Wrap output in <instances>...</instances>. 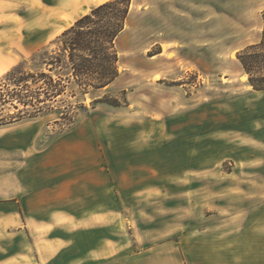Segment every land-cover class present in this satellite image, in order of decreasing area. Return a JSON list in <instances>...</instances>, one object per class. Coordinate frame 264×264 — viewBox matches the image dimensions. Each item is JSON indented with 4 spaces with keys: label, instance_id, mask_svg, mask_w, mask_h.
Here are the masks:
<instances>
[{
    "label": "rangeland",
    "instance_id": "1",
    "mask_svg": "<svg viewBox=\"0 0 264 264\" xmlns=\"http://www.w3.org/2000/svg\"><path fill=\"white\" fill-rule=\"evenodd\" d=\"M101 1L0 0L2 94L13 65L32 67L35 51L54 48ZM263 10L264 0H131L116 41L120 75L96 93L121 105L92 107L88 96L67 126L53 112L1 123L17 110L0 102V132L20 121L39 131V147L88 141L81 153L103 183V213H122L125 252L179 241L197 218L226 224L264 207V90L252 89L236 57L259 40Z\"/></svg>",
    "mask_w": 264,
    "mask_h": 264
},
{
    "label": "crops",
    "instance_id": "2",
    "mask_svg": "<svg viewBox=\"0 0 264 264\" xmlns=\"http://www.w3.org/2000/svg\"><path fill=\"white\" fill-rule=\"evenodd\" d=\"M38 134L20 121L0 132V264H264L262 206L226 224L197 218L179 241L125 252L122 213H103V183L81 153L90 143L63 136L39 147Z\"/></svg>",
    "mask_w": 264,
    "mask_h": 264
},
{
    "label": "trees",
    "instance_id": "3",
    "mask_svg": "<svg viewBox=\"0 0 264 264\" xmlns=\"http://www.w3.org/2000/svg\"><path fill=\"white\" fill-rule=\"evenodd\" d=\"M131 0H104L77 17L54 39L55 47L35 51L26 68V60L13 65L4 75L5 93L0 87V102L17 111L9 121L53 112L70 126L76 122L77 109L87 110V97L97 103L120 106L121 100L97 92L107 89L120 75L116 41L125 30ZM259 40L246 45L237 54L247 83L264 90V10Z\"/></svg>",
    "mask_w": 264,
    "mask_h": 264
}]
</instances>
